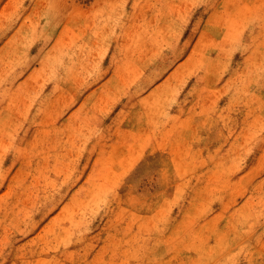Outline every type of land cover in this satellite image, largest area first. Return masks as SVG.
<instances>
[{"label": "rangeland", "instance_id": "374dc122", "mask_svg": "<svg viewBox=\"0 0 264 264\" xmlns=\"http://www.w3.org/2000/svg\"><path fill=\"white\" fill-rule=\"evenodd\" d=\"M0 264H264V0H0Z\"/></svg>", "mask_w": 264, "mask_h": 264}]
</instances>
